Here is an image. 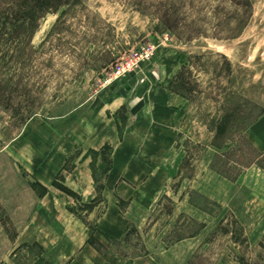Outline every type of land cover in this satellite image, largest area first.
Wrapping results in <instances>:
<instances>
[{
	"label": "rangeland",
	"instance_id": "rangeland-1",
	"mask_svg": "<svg viewBox=\"0 0 264 264\" xmlns=\"http://www.w3.org/2000/svg\"><path fill=\"white\" fill-rule=\"evenodd\" d=\"M243 2L85 0L55 27L58 15L49 14L33 38L27 65L17 58L0 72L5 89L15 90L24 80L0 99L1 144L30 119L132 97L143 84L170 83L182 109L180 144L188 150V166L181 163L183 174L176 175L171 193L199 166L231 196L215 200L197 193L186 204L167 193L148 220L121 239L98 237L91 223V240L102 251L121 260L165 250L162 257L173 264H264V152L254 148L246 130L264 111V0H250L248 7ZM26 87L29 93L20 94ZM27 107L33 112L24 120ZM225 116L229 128L217 135ZM98 174L102 178L104 168ZM217 178L229 183L217 184ZM42 191L0 154V264H44L40 247L12 242ZM74 208L80 215L86 209L80 203Z\"/></svg>",
	"mask_w": 264,
	"mask_h": 264
},
{
	"label": "crops",
	"instance_id": "crops-1",
	"mask_svg": "<svg viewBox=\"0 0 264 264\" xmlns=\"http://www.w3.org/2000/svg\"><path fill=\"white\" fill-rule=\"evenodd\" d=\"M169 84H143L132 97L99 99L86 109L48 120L33 118L13 139L3 144L0 140V154L8 155L43 189L16 231L15 247L37 245L44 264L174 263L162 257L165 250L121 260L91 241L90 228L94 223L100 238H124L131 226L148 220L163 196L170 195L176 175L183 174L181 163L187 165L188 150L180 144L182 109ZM124 111L128 121L122 124ZM247 139L264 152V114L249 126ZM105 147L112 150L111 164L99 192L94 173L104 167ZM198 168L192 178L175 185L171 194L178 203L188 204L197 193L215 200L231 196L214 187L203 173L206 169ZM216 182L229 183L223 178ZM77 203L91 207L80 215Z\"/></svg>",
	"mask_w": 264,
	"mask_h": 264
},
{
	"label": "trees",
	"instance_id": "trees-1",
	"mask_svg": "<svg viewBox=\"0 0 264 264\" xmlns=\"http://www.w3.org/2000/svg\"><path fill=\"white\" fill-rule=\"evenodd\" d=\"M85 0H0V72H4L5 68L10 65V61L17 59L18 62L22 67H25L27 62L24 59L28 58L27 52L33 49L32 41L33 38L40 28L42 21L49 15L55 14L58 15L56 23L54 25L57 26L61 22L70 15L71 10L83 3ZM245 3V4H244ZM251 6L250 0H244L242 7ZM7 49H5V48ZM14 50L16 55L9 54L10 48ZM4 48V49H3ZM8 51V52H5ZM17 61V60H16ZM183 68H186L184 66ZM179 76V73L177 74ZM24 80H19V85H16L15 90L5 89L2 84H0V99L5 97L6 92H11V90L16 91V88L22 85ZM175 81V80H174ZM184 83H182V86ZM19 92H23L20 94H27L29 93L27 87L24 89H18ZM1 101V100H0ZM30 107V106H29ZM27 107L26 110L27 114L22 115L24 120L30 118L33 108ZM264 112V111H263ZM261 113L255 120H257L260 116L264 113ZM223 119L225 121L220 124L218 127H215L216 134H223L227 132L226 130L229 128V123L227 120L229 119L228 116H225ZM254 120V121H255ZM251 122L249 126L252 124ZM213 145L223 148L226 143H218L214 142ZM102 152L104 153L105 157L104 160V175L107 173L108 169L110 168L111 164V153L112 150L110 147H105ZM97 152H93V155H96ZM94 178L97 183V189L101 192L102 189V178L97 174L94 173ZM59 187L70 195H75L73 191L68 189L66 186L59 184ZM86 209L91 207V205L82 204ZM126 233L125 237L128 236ZM92 239V238H91ZM92 241V240H91ZM94 243V241H92ZM95 244V243H94Z\"/></svg>",
	"mask_w": 264,
	"mask_h": 264
}]
</instances>
